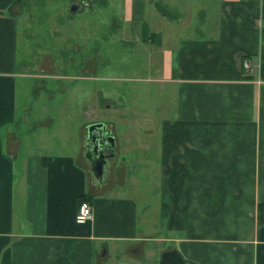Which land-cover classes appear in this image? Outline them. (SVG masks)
I'll return each mask as SVG.
<instances>
[{
  "label": "crops",
  "instance_id": "crops-1",
  "mask_svg": "<svg viewBox=\"0 0 264 264\" xmlns=\"http://www.w3.org/2000/svg\"><path fill=\"white\" fill-rule=\"evenodd\" d=\"M27 1L35 10L42 0H0V264H121L143 259L148 244L156 262L176 249L184 264H264V0H217L211 10L197 1L194 23L185 0H121L122 23L86 28L96 37L91 54L79 74L63 75L81 85L70 106L49 109L63 124L49 120L47 135L34 124L33 142L12 128L20 70L34 50L16 8ZM57 1L70 15L95 3ZM102 83L145 90L126 104ZM111 94L112 118L86 121L89 99ZM93 124L114 143L104 159L112 171L100 179L85 143ZM142 158L158 189L138 204L122 194L136 170L126 166ZM81 198L92 219L76 225Z\"/></svg>",
  "mask_w": 264,
  "mask_h": 264
},
{
  "label": "rangeland",
  "instance_id": "rangeland-1",
  "mask_svg": "<svg viewBox=\"0 0 264 264\" xmlns=\"http://www.w3.org/2000/svg\"><path fill=\"white\" fill-rule=\"evenodd\" d=\"M98 1L102 4H97L95 0L92 1L95 3L91 12L86 9L85 11L82 10L83 14L77 13L75 15L67 13L68 6L65 5L66 3H60L57 0H42L40 3L36 2L35 10L33 9L34 5L28 1L22 2L16 7L20 12V22L22 26L26 28V34L31 37V47L34 49L30 57L27 58L24 67L20 70L21 80L18 81L16 93L13 117L14 124L12 128L16 130L22 141L33 142L31 132L34 124L40 123L41 132L46 135L50 131V127L47 126L49 120L52 121L50 124L52 128L59 123V125L63 124V117L58 115L51 116V110L49 109L57 106H70L71 102H73L71 97L74 95L75 91L81 90L80 84L71 85L70 88L68 83L70 80L65 82L63 80V75L65 73L79 74V68H77L76 65L81 62L82 58L86 57V49L91 54L93 49L92 43L96 37L92 36L90 32V35L87 36L85 31L86 28L94 29L95 26L99 25V28L105 27L106 30L108 28L115 30L116 27L122 23L121 19L124 10L120 8L121 0ZM103 1L106 2L105 5ZM197 1L209 5L208 8L210 10L212 6L217 3V0H185V2L190 3L193 23L200 19L199 16H196L195 12ZM169 2L171 3L173 0ZM173 5L174 7L172 4L169 7L177 8L179 4L174 3ZM77 6L81 9L82 3L78 2ZM81 41L82 46L80 44ZM76 45L79 46V52H70L71 48ZM109 45L110 44H107V46ZM81 52H83V54H81ZM70 61L72 66H70ZM106 70L108 71L109 69ZM110 73L111 71H108V74ZM100 88L102 91L105 90V92H120L126 104H134V97L130 95V92L140 93L145 90L139 83H137L136 86L122 83H102ZM64 91H67L66 95H58ZM50 94L52 95V99L47 100L46 98H48ZM114 97L115 95L111 94V99L105 98L103 102L99 104L100 99L96 96L95 99H98L97 105L91 103L92 100L89 99V109L92 112L89 113L90 115L85 116L87 118L86 121L90 122L99 118L103 119L102 116L111 119L112 115L108 116L106 112L109 109L110 101L116 102ZM136 101H138V99H136ZM87 107L86 105V108ZM44 108L48 109L47 113H42ZM61 134L68 137V134L66 135L65 132ZM128 135H131V133L129 132ZM46 139L48 140L49 138L46 137ZM127 150V153H129V147H127ZM143 160L144 158L140 159L141 162L138 165L126 166V169L133 170L132 167H135L136 170H133L135 172L132 174H128L125 181V190L122 194L127 198L133 197L137 200L138 204L145 203L146 199H149L150 193H153L155 188L158 189L157 181L146 177L143 171ZM110 171H112V167L108 168V172ZM166 245L167 244H164V246ZM149 246L148 244L144 248L143 259L141 257L130 259L124 256L120 263L154 264L157 257L154 259H146L148 256L146 250ZM153 246L160 247L162 244L155 243Z\"/></svg>",
  "mask_w": 264,
  "mask_h": 264
},
{
  "label": "water",
  "instance_id": "water-1",
  "mask_svg": "<svg viewBox=\"0 0 264 264\" xmlns=\"http://www.w3.org/2000/svg\"><path fill=\"white\" fill-rule=\"evenodd\" d=\"M86 147L92 149L94 154L98 157V161L94 162L91 167V172L94 176L99 175L102 171L100 167L104 158V151H111L113 148V137L107 134L102 124L89 125L86 131ZM100 165V166H99ZM97 178V180H99ZM156 264H184L182 258L176 249H170L160 253Z\"/></svg>",
  "mask_w": 264,
  "mask_h": 264
},
{
  "label": "built area",
  "instance_id": "built-area-1",
  "mask_svg": "<svg viewBox=\"0 0 264 264\" xmlns=\"http://www.w3.org/2000/svg\"><path fill=\"white\" fill-rule=\"evenodd\" d=\"M243 68L248 69V63L244 62ZM91 219H92V211L90 205L87 202L79 203L74 215V223L76 225H84L90 222Z\"/></svg>",
  "mask_w": 264,
  "mask_h": 264
},
{
  "label": "flooded vegetation",
  "instance_id": "flooded-vegetation-1",
  "mask_svg": "<svg viewBox=\"0 0 264 264\" xmlns=\"http://www.w3.org/2000/svg\"><path fill=\"white\" fill-rule=\"evenodd\" d=\"M110 152H111V151H104V158H108V157H110V155H111ZM105 160H106V159H105ZM105 160H103L104 163H102L101 166L99 165V166L102 168L101 174H103L104 177L106 176V174H107V172H108V171H107V170H108V169H107V168H108V166H107L108 163H106ZM101 177H102V175H101Z\"/></svg>",
  "mask_w": 264,
  "mask_h": 264
},
{
  "label": "trees",
  "instance_id": "trees-1",
  "mask_svg": "<svg viewBox=\"0 0 264 264\" xmlns=\"http://www.w3.org/2000/svg\"><path fill=\"white\" fill-rule=\"evenodd\" d=\"M82 200H84L85 202H87L86 198H83V199L81 198L80 202H81Z\"/></svg>",
  "mask_w": 264,
  "mask_h": 264
}]
</instances>
